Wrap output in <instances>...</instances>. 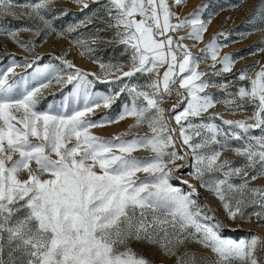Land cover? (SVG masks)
Listing matches in <instances>:
<instances>
[{
	"label": "snow or ice",
	"instance_id": "1",
	"mask_svg": "<svg viewBox=\"0 0 264 264\" xmlns=\"http://www.w3.org/2000/svg\"><path fill=\"white\" fill-rule=\"evenodd\" d=\"M74 2L82 5L77 25L58 29L56 13L68 11L50 7L55 0H33L22 6L26 26L0 29L34 57L23 58V66L33 69L28 74L15 71L21 66L15 59L0 70V264H154L133 249V242L155 244L165 255H175V264H264V236H225L227 225L199 200L196 184L182 179L185 191L171 182L188 167L189 177L221 201L227 220L254 216L264 223V186L251 185L264 177V64L254 76L255 65L233 73L232 54L220 56L216 35L200 56L194 55L183 41L202 42L207 24L199 8L183 17L175 11L184 0ZM93 4L98 7L85 12ZM257 7L264 21V0ZM12 8L13 0H0V16L16 17ZM89 25L93 39L112 30L129 54L127 71L123 64L100 63L101 72L121 73L118 81L141 74L143 83L125 84L111 95L90 92L88 77L96 74L68 60L70 48L54 57L65 66L66 78H53V64L40 66L37 40L18 36L28 31L37 39L53 32L79 37L78 29ZM185 28L190 31L178 35ZM73 43L81 54L93 49L82 38ZM258 51L264 52V41ZM226 73H233L235 90ZM53 82L74 85L71 95L77 101L82 97V105L69 112L65 98L59 106L38 109L42 90ZM210 87L219 93L207 91ZM125 92L131 102L114 120L91 118ZM168 98L175 102L166 109L161 105ZM218 103L251 115L238 120L204 115ZM126 118L134 120L129 129L146 125L148 131L111 138L91 131ZM256 129L260 135H252ZM141 150L152 155H133ZM228 150L239 163L224 157ZM193 241L211 256L190 252L187 244Z\"/></svg>",
	"mask_w": 264,
	"mask_h": 264
},
{
	"label": "rangeland",
	"instance_id": "2",
	"mask_svg": "<svg viewBox=\"0 0 264 264\" xmlns=\"http://www.w3.org/2000/svg\"><path fill=\"white\" fill-rule=\"evenodd\" d=\"M29 2H33V0H13L12 10L17 16L14 17L11 14L0 16V29H20L26 26L28 21L22 13L27 12V8L22 6ZM261 4L262 0H184L183 5L175 9V11L179 12L183 17L194 9L199 8V16L206 22L207 31L204 33V39L202 42L195 43L191 39H186L183 43L191 46L190 50L194 55L200 56L201 49L213 35H216L218 41L222 44V47L220 48V56L222 57L228 53L232 54V59L234 61L233 73L238 72L240 69L246 68L249 65H255L251 72L254 76L255 72L259 70L262 64H264V52L258 51V46H261V41H264V21H262L260 9L257 7ZM50 7L55 9H66L67 11H80L82 5L75 3L74 0H55V3L50 5ZM97 7V5L93 4L91 8L85 10V12L94 11ZM56 15L58 17L56 21L58 29L61 26L66 28L69 25H77L83 19L81 11L78 20L74 23H70L75 20V16L73 15H61L59 12H57ZM63 16L66 17L63 19ZM97 24H99V21H97ZM12 26L16 27L12 28ZM92 31L93 29L89 25L87 28L81 27L78 29V32L80 33L79 37L77 36V33H73L70 36L58 37L56 33L53 32L47 34L43 39H37L34 33L28 31H19L18 36L25 41L37 40L35 51L43 57V60L40 61V66L44 63L53 64L57 70L53 73V78L56 76H63L66 78L67 71L65 66L61 61L54 59V57L64 56L65 50L70 48L71 50L68 51L66 58L75 64L76 67L89 73L96 74L95 76L90 75L88 77V79L93 81V84L89 89L90 92L111 95L119 92V89L125 84L131 85L143 83L144 77L141 74H137L130 79L125 78L122 81H118L116 77L120 76L121 73L112 71L110 74H106L101 72L99 67L100 63H104L105 65L123 64L125 65L124 71H127L129 54L125 52L123 45L113 38L114 33L112 30L100 32L99 37L95 39L89 35ZM188 31H190L189 28L182 29L178 35H185ZM76 38H82L87 45H92V51L89 53L85 49L84 53L81 54L82 50L73 43V40ZM194 44L195 46H192ZM25 57L29 60L34 59L33 54L30 51L20 47L9 36H7L5 32L0 31V70L9 66L12 59H15L21 65L16 67L15 71L17 73H30L33 69L26 68L22 64L23 58ZM210 63V60L202 61L200 63V68H205ZM233 73H226L224 76L228 79H232ZM211 75H213V73H206V76ZM96 77H99V80H97ZM236 84L237 81L232 79L233 90H235ZM73 87L74 85L72 84L63 85L53 82L49 87L42 90L38 109L45 110L50 104L59 106L65 98H68L67 111L71 112L72 109L77 107L78 103L82 105V97L77 101V99L71 95ZM207 91L219 93V89L216 87H210ZM130 102L131 97L128 93H122L114 100L110 108H105L103 106L97 108L94 115L90 114L91 118L94 121L99 120L101 117L114 120L121 113L123 106L126 103L130 104ZM174 102V98H168L163 101L161 106L167 109L170 108ZM215 113H219L224 119L238 120L250 116L251 110L229 111L225 104L218 103L213 109H210L209 112L204 115L208 116ZM249 122L251 123L252 121ZM133 123L134 120L132 118H126L119 122L105 124L103 127L93 128L91 131L94 134L105 138H111L116 135L128 133L129 131L140 134L148 131L146 125L129 129V125ZM216 123H219V120H217ZM252 135H260V130H253ZM133 155L138 157H148L151 156L152 153L141 150L134 152ZM224 157L233 160L236 163H239L241 159L231 150L225 151ZM190 171L191 169L188 167L181 169L176 173L177 179H173L171 182L174 185L180 186L185 191H187L188 188L186 185L180 183L182 179H188L190 183L196 184L199 191V200L211 205L217 219L223 221L227 225L224 230L225 236L234 239L249 238L253 233H259L261 236H264V223L257 222L254 216L252 219L242 220L237 218L235 221L227 220L225 209L222 207L221 201L205 188H201L194 179L189 177L188 173ZM139 175L143 176V173H140ZM251 185L264 186V177H258L255 181L251 182ZM249 211H251V209H249ZM131 246L137 253L147 257L153 261L154 264H175L177 259L175 255H165L155 244L133 242ZM187 249L193 253L211 256V253L207 249H204L194 241L187 244ZM184 250V248H181L179 251L183 252Z\"/></svg>",
	"mask_w": 264,
	"mask_h": 264
},
{
	"label": "trees",
	"instance_id": "3",
	"mask_svg": "<svg viewBox=\"0 0 264 264\" xmlns=\"http://www.w3.org/2000/svg\"><path fill=\"white\" fill-rule=\"evenodd\" d=\"M80 14V11H74V10H69L68 11V15H73L75 16V20L73 22H70V23H74L78 20L79 18V15ZM67 16V15H66ZM66 16H63V19L66 17ZM16 26H12V28H15Z\"/></svg>",
	"mask_w": 264,
	"mask_h": 264
}]
</instances>
